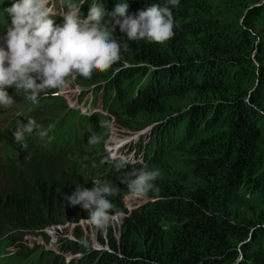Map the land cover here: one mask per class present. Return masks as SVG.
<instances>
[{"label": "trees", "instance_id": "16d2710c", "mask_svg": "<svg viewBox=\"0 0 264 264\" xmlns=\"http://www.w3.org/2000/svg\"><path fill=\"white\" fill-rule=\"evenodd\" d=\"M71 2L82 18L94 3L108 13L128 3L130 15L152 3L167 6L175 34L159 44L129 40L117 28L120 59L92 74L98 84L86 113L53 95L56 90L43 96L62 111L54 130L63 136L47 142L53 145L48 157L28 156L9 182H0V237L18 246L0 264H67L63 253H81L70 264H264V0ZM52 18L63 24L61 13ZM0 20L8 18L0 14ZM34 120L40 125L45 115ZM102 120L129 130L157 123L133 146L161 173L150 190L156 199L131 205L136 201L126 198L121 180L132 166L116 171L115 161L97 163L94 151L111 133ZM92 132L100 143H88ZM124 141L111 140L117 143L111 149ZM97 179L120 190L108 197L113 218L97 233L107 250L91 246L79 223L89 221L88 212L65 199ZM68 222L78 224L62 253L41 245L30 250L28 236L48 240L46 227Z\"/></svg>", "mask_w": 264, "mask_h": 264}, {"label": "clouds", "instance_id": "9594fccd", "mask_svg": "<svg viewBox=\"0 0 264 264\" xmlns=\"http://www.w3.org/2000/svg\"><path fill=\"white\" fill-rule=\"evenodd\" d=\"M178 6L179 0H167ZM51 0H12L3 9L10 18V26L0 38V106L14 103L8 89L23 93L24 98L37 104L43 94L55 95L66 89L70 78L90 79L94 72H105L119 61L121 45L114 38L117 28L129 40H147L163 44L174 36V17L171 9L152 3L150 7L134 15L128 13V3H116L113 11L92 4L87 16L82 18L80 6L71 0H60L66 8L62 12L63 24L57 25L52 18ZM107 17V19H106ZM101 127H111L110 120L99 121ZM47 136V130L29 118L13 132L15 142L27 148L26 136ZM101 137L92 132L88 143L97 144ZM116 171L131 164L132 170L124 172L121 183L127 186V197L137 199L146 196L153 188V181L160 176L159 169L140 168L135 159L124 155L111 156ZM93 187H76L65 199L67 204L81 206L88 212L87 219L96 227H105L113 218L114 205L108 197L119 194V189L97 179Z\"/></svg>", "mask_w": 264, "mask_h": 264}, {"label": "rangeland", "instance_id": "374dc122", "mask_svg": "<svg viewBox=\"0 0 264 264\" xmlns=\"http://www.w3.org/2000/svg\"><path fill=\"white\" fill-rule=\"evenodd\" d=\"M55 4H56L55 0H51L50 7H52L54 10L56 9ZM6 7H8V0H0V14L1 15L2 14L6 15V13H4L3 11V9ZM56 10H55L56 13L59 12L62 14V12H65L62 8H58ZM6 18H8L6 25L7 27H9L10 18L7 15H6ZM0 38L2 37L0 36ZM97 84L98 82L95 81L93 77H91L90 79L76 77L75 82L69 83L70 86H68L63 91H59L57 94L62 95L64 100L68 102V106L70 108H72L73 110L78 109L79 111L84 113L87 111V107L85 106L84 102H90L93 99L94 97L93 89ZM8 91H9V94L14 99V103L10 107L5 108V111L7 113L3 112L1 114H5V115L10 114V116L20 115V111L22 108H26L32 105L31 102L26 101L22 98L23 93H17L16 91H11L10 89H8ZM65 91H70V92L66 93ZM43 96L44 95L42 94L41 97L39 98L38 106L34 110H32L28 119L29 118L39 119L42 115H45V120H43L40 125L44 129L47 130V136L42 139L45 142V145L43 146L42 149L45 153H47V155L40 156L37 154H30L28 151V148L32 143H35L41 140L39 136L35 134L26 136L25 143L27 144V148H23L19 143L15 142V140H9L8 138H6V135L0 131V179L2 180L0 182H4V184L5 182H9L10 178L14 176L13 169H18L21 161L26 159L28 156L36 157L37 159L48 157L50 151H52L51 148H53V145L47 144V142L54 140L56 137H59L60 134L63 136V131H61L59 134V129L54 130L57 122L59 123L62 119V116H63L62 111L57 107L56 104L51 103L49 101L48 102L43 101ZM81 98L84 99L82 102H80L82 100ZM98 108L99 107L94 108L91 113L96 111ZM9 121H10V118L7 119L2 124L1 127L2 128L6 127ZM152 124H149V125H152ZM149 125L143 127L140 130L138 129L129 130L126 128L117 127V125H114L113 123H111V127H110L111 133L109 137L107 138L103 148L101 150L99 149V150L94 151L95 154L100 155L97 163H99V161L101 160V162H103V165H108L110 164L111 156L124 155V156L134 159V155L137 154V157L135 158L137 163L147 164L150 170L152 168H155L153 163L150 160H147V156L140 155V153H138L137 150L133 149V146L140 142L141 140L140 137L145 136L147 138V136L151 133L152 127L150 128ZM63 127H64V124L60 128V130H62ZM51 129H53V133L50 134L49 130ZM120 139L123 141L125 140V141L120 144L119 148L111 149L117 144V143L114 144L113 142H111V140L117 141ZM107 147H110V148H107ZM128 165H131V164H128ZM125 192L127 194V188L125 189ZM125 196L127 198V195ZM154 199H156V197L152 195L149 191L146 194V196L142 198L134 199L133 201H136V202L131 203V205L138 204V203L140 204L142 202H145L148 200H154ZM5 226H7L8 228L16 227L11 224H6ZM61 227H62L61 230L58 229L57 227L51 228L58 232L57 237H60L61 235H64V234L65 235L69 234L71 235L70 237L72 236L75 237V235L73 234L74 227L72 224H70V222L69 224H64V226H61ZM82 228L84 229V232L86 235L90 234L91 246L93 248L107 250L108 245L101 243L97 239L98 230H102L105 227L98 228L95 225H93L90 221L84 220ZM7 233L9 232H6L5 234ZM48 238L49 239L46 240V237L44 236H38V237L28 236V238L26 239L27 240L26 243L28 247H30V250H32V252L36 251L37 245H41L42 247L46 249L54 250L58 253H62V245L60 244V240L56 239V237H54L52 234H49V233H48ZM8 242L9 240L6 238V236L0 237V254H12L16 251V249H18L17 244L8 243Z\"/></svg>", "mask_w": 264, "mask_h": 264}, {"label": "built area", "instance_id": "2783aa9c", "mask_svg": "<svg viewBox=\"0 0 264 264\" xmlns=\"http://www.w3.org/2000/svg\"><path fill=\"white\" fill-rule=\"evenodd\" d=\"M72 82H75V79H71V80H70V83H72ZM79 223H80L81 225H83L84 220H81ZM66 224H69V222L66 223ZM70 224H72L73 227L75 228V226H76L78 223H76V222H70ZM51 226H52V227H51ZM61 226H64V224H63V225H61V224H53V225H50L49 227H46V228H45V232L47 233V235H48V233H49V234H52L54 237H56V239H59V240H60V244H61L65 239H67L68 237H69V239H75L74 236L70 237L71 235H69V234H68V235H65V234H64V235H61L60 237H57L58 232L55 231V230H53V229H51V228H55V227H57L58 229L61 230V229H62ZM73 234H74V230H73ZM107 249H109V247H107ZM63 255L65 256V261H66V263H67V264H70V263H71V260L80 257V256H81V253H63Z\"/></svg>", "mask_w": 264, "mask_h": 264}, {"label": "water", "instance_id": "95a60500", "mask_svg": "<svg viewBox=\"0 0 264 264\" xmlns=\"http://www.w3.org/2000/svg\"><path fill=\"white\" fill-rule=\"evenodd\" d=\"M155 124H157V123H153L152 125H150L149 127L151 128V127H153Z\"/></svg>", "mask_w": 264, "mask_h": 264}]
</instances>
